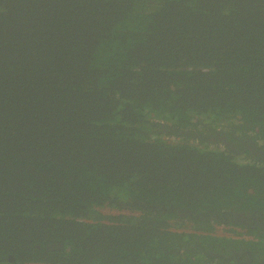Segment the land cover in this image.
Wrapping results in <instances>:
<instances>
[{
  "label": "trees",
  "instance_id": "obj_1",
  "mask_svg": "<svg viewBox=\"0 0 264 264\" xmlns=\"http://www.w3.org/2000/svg\"><path fill=\"white\" fill-rule=\"evenodd\" d=\"M222 129L264 147V0H0V264H220Z\"/></svg>",
  "mask_w": 264,
  "mask_h": 264
},
{
  "label": "flooded vegetation",
  "instance_id": "obj_2",
  "mask_svg": "<svg viewBox=\"0 0 264 264\" xmlns=\"http://www.w3.org/2000/svg\"><path fill=\"white\" fill-rule=\"evenodd\" d=\"M235 129L238 130L236 127ZM231 130L233 129L231 128ZM235 135L227 137V130L222 129L220 132H216L214 136H208L204 140L222 145L236 156L264 162V147L249 136ZM257 200L264 204L263 196ZM221 217L224 221L220 220ZM221 217L216 218L217 221L221 222V226L215 224L214 231L211 233L216 238L226 237L232 242L223 244L217 248L218 250H207L214 263L264 264V238H262L264 234V205L262 208L260 206L243 208L239 204L225 212Z\"/></svg>",
  "mask_w": 264,
  "mask_h": 264
},
{
  "label": "water",
  "instance_id": "obj_3",
  "mask_svg": "<svg viewBox=\"0 0 264 264\" xmlns=\"http://www.w3.org/2000/svg\"><path fill=\"white\" fill-rule=\"evenodd\" d=\"M49 250H62L63 249V245L59 244V245H52L48 247Z\"/></svg>",
  "mask_w": 264,
  "mask_h": 264
}]
</instances>
